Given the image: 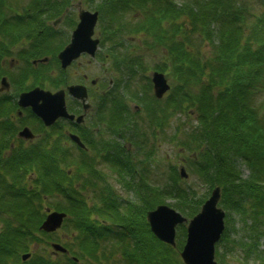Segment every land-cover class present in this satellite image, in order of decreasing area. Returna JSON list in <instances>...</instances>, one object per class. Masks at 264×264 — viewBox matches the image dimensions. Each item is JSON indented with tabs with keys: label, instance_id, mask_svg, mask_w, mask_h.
Wrapping results in <instances>:
<instances>
[{
	"label": "trees",
	"instance_id": "obj_1",
	"mask_svg": "<svg viewBox=\"0 0 264 264\" xmlns=\"http://www.w3.org/2000/svg\"><path fill=\"white\" fill-rule=\"evenodd\" d=\"M60 1L68 0H26L14 16L15 25L0 23L1 32L7 28L9 33H38L47 27L39 11L57 16ZM248 5L240 0H103L98 7L102 32L122 37L110 46L104 37L101 41L115 64L143 66L146 77L153 67L171 79L172 88L163 100L144 102L142 149L146 159L154 160L159 139L175 142L208 192L199 195L194 187L181 186L174 167L177 176L164 188L151 185L148 179L139 184L142 204L120 201L115 193L92 201L76 186L82 171L93 170L89 161L80 165L65 154L60 163L58 155L29 152L20 145L10 155L0 150V264H184L179 251L186 240V226L178 227L173 247L152 233L146 213L170 196L182 211L194 216L217 185L221 187L220 204L227 211L226 228L216 250L219 264L237 249L243 260L264 264V9L253 13ZM140 32L147 36L146 41L143 37L147 48L163 49L152 61L148 56L118 52L119 47L141 49L136 40L121 35ZM204 43L210 44V52H202ZM121 82L115 100L123 101ZM175 113L186 117H180L168 135ZM113 156L120 174L134 173L127 153ZM242 165L250 170L247 177ZM69 168H73L70 174ZM143 169L148 170L147 166ZM30 172L35 176H28ZM81 182L92 188L91 179ZM58 194L65 202L51 199ZM51 206L69 214L65 222L68 238L40 230L45 209ZM233 213L242 221L243 234L237 238L231 234L238 233ZM61 240L68 255L53 257L40 251L50 241ZM34 249L23 261L22 255Z\"/></svg>",
	"mask_w": 264,
	"mask_h": 264
},
{
	"label": "flooded vegetation",
	"instance_id": "obj_2",
	"mask_svg": "<svg viewBox=\"0 0 264 264\" xmlns=\"http://www.w3.org/2000/svg\"><path fill=\"white\" fill-rule=\"evenodd\" d=\"M25 1L19 3L17 0H4L3 4L0 3V14L3 16L0 23L15 25L17 19L14 16L21 12ZM69 3L60 1L57 16L49 17L51 14L48 10L39 11L43 15L41 21L50 30L45 35L41 34L44 29L36 34L9 33L7 28L4 32L0 30V150L10 155L20 145L29 152L58 155L60 163L65 154L69 155V159L76 158L80 165L89 161L93 170L82 171L76 182L81 194L98 200L105 194L115 193L120 200H125L109 182L107 169L111 170V175L115 173L116 180L124 183V186L125 182H133L135 178L141 177L139 167L144 163L145 156L142 149L145 120L141 113L144 91L141 88L146 83L145 68L112 62L101 77L90 75L101 51H105L102 44L94 55L87 51L81 52L67 66H63L61 52L71 41L73 31L80 21V12L87 9L82 7L80 0L71 6H68ZM76 5L75 18L69 19V9L73 6L76 8ZM65 23L66 26H72L69 34L61 29ZM97 36L100 39L104 37L101 30ZM110 56L109 52H105L101 59L108 62ZM153 71L149 75L150 83ZM120 78H125L122 81L123 88H119L123 101L115 100L117 80ZM71 85L82 86L80 95H84L73 94L69 90ZM35 88L53 93L58 91L60 96L63 91L67 111L72 117L61 116L60 113L53 122L46 124L31 106H21L20 95ZM131 98L137 100L132 109L129 102ZM26 128L32 132V137L20 134ZM173 145L176 147V144ZM121 151L127 153L129 164L138 166L134 168L133 174H120L118 166L112 161L113 155ZM83 179H91L92 188L87 189L81 182Z\"/></svg>",
	"mask_w": 264,
	"mask_h": 264
},
{
	"label": "water",
	"instance_id": "obj_3",
	"mask_svg": "<svg viewBox=\"0 0 264 264\" xmlns=\"http://www.w3.org/2000/svg\"><path fill=\"white\" fill-rule=\"evenodd\" d=\"M80 22L73 32L71 42L61 52V62L67 66L73 59L77 58L81 52L87 51L95 54L99 39H93L94 28L98 20V12L82 10L80 12ZM154 90L157 97L161 98L170 88L164 73L154 72ZM80 85H71L69 90L76 96L80 95ZM19 104L21 106H31L33 111L39 115L46 124H50L59 116H70L65 105L64 92L52 93L39 88L20 95ZM26 137H32L29 129H24L21 133ZM77 138V136H74ZM79 141V140H78ZM181 175L187 176L184 167H181ZM221 188L215 187L209 198L204 202L199 213L188 222L187 239L181 251V257L185 264H217L215 260V246L220 240L225 229V211L219 207ZM66 213L52 211L46 216L40 228L46 232L56 231L61 227ZM147 220L151 231L161 241L176 245V227L185 223L188 219L174 208L161 204L155 209L147 212ZM55 251H66V248L59 243H52ZM30 254L22 256L23 260L29 258Z\"/></svg>",
	"mask_w": 264,
	"mask_h": 264
},
{
	"label": "rangeland",
	"instance_id": "obj_4",
	"mask_svg": "<svg viewBox=\"0 0 264 264\" xmlns=\"http://www.w3.org/2000/svg\"><path fill=\"white\" fill-rule=\"evenodd\" d=\"M79 0H71L70 3L68 4V6H71V4H77ZM82 2V7L87 8V9H91V10H95V8H98L99 5L101 4L102 0H80ZM176 1L178 3H183L184 0H173ZM240 1H246V4H250L249 7L252 8L253 13H260L261 11H263L264 9V0H240ZM240 3V2H239ZM69 13L67 15V17L69 19H74L75 18V12L77 11V5L76 8L70 7L69 9ZM70 14V15H69ZM48 28V27H47ZM45 27L44 30H42L41 34L45 35L47 34L50 30L47 29ZM72 26H65L62 24L61 25V29L66 30L68 32V34L71 31ZM96 34H98L96 32ZM140 34H143L140 32ZM129 36V35H128ZM137 38V37H136ZM145 41L147 39V36L144 37ZM144 39H136V42L141 46V49L137 48L136 46L134 48H129V47H119L118 52H123L125 51L126 53H130L133 52L136 56H140V55H144V57L148 56L149 59L151 60V57H158L159 55H161L162 52V48H157V49H150L147 48V46L145 45V41ZM127 40V39H126ZM135 42V43H136ZM126 44V42H125ZM108 46L111 45V43H107ZM128 45V44H126ZM105 48V47H104ZM103 48V49H104ZM212 47L210 46V44H206L204 43L202 46V52L203 53H208L210 52L212 49ZM101 51V48H100ZM105 52H108L107 49H105V51H101V55L99 56L97 63L94 64L90 75L94 76V77H101L102 75H104L105 68L109 65L112 64L113 60H111L110 56V60H103L101 59L102 56L105 55ZM156 53V54H155ZM158 55V56H157ZM112 59H114L112 57ZM149 60V61H150ZM84 61V59L82 60ZM152 61V60H151ZM104 72V73H103ZM146 80V79H144ZM170 80V79H169ZM170 82V81H169ZM172 84V83H171ZM150 83L148 82V80L146 81L144 88H141L144 91V97L146 98H151L153 95V91L152 89L149 88ZM137 100H133L132 98L130 99V108H133V104L134 102ZM143 103V102H142ZM141 108H142V104H141ZM141 113L144 114V110H141ZM185 118V115H181V114H177L175 113L173 115V122L172 125L168 127L167 129V134L170 135L173 133V130L177 127L178 125V119L179 118ZM180 123V122H179ZM173 144H176L174 142H170L163 138L159 139L157 144H156V148L153 150V157H155V160L151 161L152 165L149 167V183L151 185H156L159 188H164L166 187V185L168 184L169 180H171L172 177H176V173L174 172V167L175 169L178 170V168L180 167L181 164L185 165L186 171L188 173V177H186V179H182L179 181L181 186L187 187V186H191L194 187V189L198 192L199 195H204L208 192V186L206 185V183L204 181H202L195 173L192 172V169L190 168V166L184 162H182L184 160V155L183 153H179V148L178 146L175 147ZM189 155V154H188ZM146 158V156H144V159ZM143 159V157H142ZM147 159H145L146 161ZM148 162V160H147ZM107 169V168H106ZM172 169V170H171ZM241 169L243 171V176L247 177L250 173V170L247 168V166L242 165ZM108 170V176H109V182L112 183L113 187L115 188L116 192H118L120 194L121 197L128 199L129 201H131L133 204H142V202H140L139 200V186L136 188V186L134 185L131 189H127L123 184H121L120 182H118L116 180V175L114 173V176L111 175V170ZM180 176V174H179ZM136 189V190H135ZM209 195V194H208ZM59 198L54 199V201L58 200ZM63 203V202H62ZM138 203V204H137ZM165 204H168L170 207L174 208L175 210L181 212L183 215H185L188 219H190L192 216H189L188 214H186V212L182 211L178 206H177V201L176 199L170 197V196H166L165 197ZM201 208V206L199 207V209ZM233 220L235 221V226L238 230V233H231L232 237H239L243 234L242 231V221L240 220V217L238 214L233 213L232 214ZM188 222L185 223V226L187 225ZM58 235L61 236V231L57 233ZM62 234L65 235H69L70 232L69 230H67L66 228H64V231ZM177 234H178V227H177ZM262 242H264V239L262 240ZM217 247V246H216ZM264 246L262 245L261 248H263ZM35 249H38V246L34 247ZM31 250V252H35L37 250ZM40 251H47L48 249H45V247L41 248ZM241 250L237 249L235 250L234 254H230V255H226L225 256V261L224 264H260L258 261L251 259V260H243V256L241 255ZM215 259L218 261L217 255L215 253Z\"/></svg>",
	"mask_w": 264,
	"mask_h": 264
}]
</instances>
